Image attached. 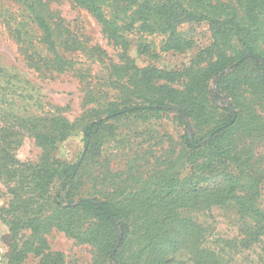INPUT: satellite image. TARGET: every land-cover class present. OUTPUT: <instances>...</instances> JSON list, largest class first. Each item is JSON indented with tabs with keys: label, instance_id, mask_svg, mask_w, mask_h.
Masks as SVG:
<instances>
[{
	"label": "trees",
	"instance_id": "1",
	"mask_svg": "<svg viewBox=\"0 0 264 264\" xmlns=\"http://www.w3.org/2000/svg\"><path fill=\"white\" fill-rule=\"evenodd\" d=\"M58 1L0 0V24L26 65L46 79L73 73L93 103L73 122L53 108L24 111L33 97L20 82L30 81L0 64L9 262L32 254L37 264H63L48 240L59 231L91 245L92 264H232L249 249L264 264V0H69L96 18L118 60L72 28L52 8ZM133 47L146 60L197 51L168 70L139 65ZM222 97L230 106L217 104ZM170 115L178 137L165 130ZM134 121L143 129L123 133ZM78 132V160L61 158L60 145ZM26 133L42 147L38 162L17 157ZM138 134L147 146L132 141ZM112 139L127 150L123 168L106 154ZM215 208L234 217L236 236L209 241L193 212Z\"/></svg>",
	"mask_w": 264,
	"mask_h": 264
},
{
	"label": "rangeland",
	"instance_id": "2",
	"mask_svg": "<svg viewBox=\"0 0 264 264\" xmlns=\"http://www.w3.org/2000/svg\"><path fill=\"white\" fill-rule=\"evenodd\" d=\"M52 8L60 11L61 15L71 24L78 33L88 37L89 43L98 44L102 46L108 54L114 59L118 60L119 50L113 44L108 42L107 38L102 33L100 23L94 16L86 9L73 5L69 0H59L52 3ZM0 24V64L11 72H15L23 80L30 81L31 86L27 87L24 81H21V86L25 89L26 94H30L33 99L26 107H21L24 111L35 112L39 115H44L42 111L57 110V115L66 117L70 122L75 121L81 117L87 109L93 106V103H85V91L79 83V79L73 73L57 74L52 79H46L39 76L37 72L29 68L22 59L21 54L17 50L16 42L5 33V28ZM196 49L189 50L185 53L169 52L164 54L160 60H146L137 54L135 47L131 48L129 55L136 60L139 65L151 64L162 69H178L185 63H188L196 53ZM216 81V80H215ZM27 87V88H25ZM214 93H217L215 83H213ZM226 104H222L217 100L220 106H230V101L226 97H222ZM27 102L22 101L26 104ZM21 103V104H22ZM192 129L191 122L186 119ZM165 130L178 137L180 127L176 126L173 115L169 119H164ZM126 126V127H125ZM125 127V128H124ZM123 133L129 131V127L142 130L143 127L138 122L127 123L124 125ZM132 141L136 144H141L140 147H145L149 143L146 141V136L138 134L132 136ZM168 147V143L164 144ZM107 153L112 158V165L118 168H123L127 161V150H124V144L120 145L115 140H111L106 145ZM83 148V141L81 133H75L65 140L59 147L58 155L61 158L76 162ZM264 151V147L262 148ZM113 154L112 156L110 154ZM42 156V147L39 146L35 138L29 133H26L22 145L17 151V157L23 161L38 162ZM56 186V185H55ZM263 202H264V182ZM9 199V195L5 186L0 182V209L5 206ZM193 216L200 223H206L212 235L209 236V241L212 242L214 236L219 237H233L238 234V226L234 217L224 210L215 208L211 213L208 212H193ZM50 248L55 252L63 254V264H92L94 259V249L91 245L82 244L74 238H69L64 233L59 231H52L48 235ZM209 242V243H210ZM13 244L9 232V227L0 218V264H11L10 254L11 245ZM258 249L244 250L242 253L235 255L232 264H259L258 263ZM39 258L30 255L24 260L22 264H37ZM188 264H194L188 260Z\"/></svg>",
	"mask_w": 264,
	"mask_h": 264
},
{
	"label": "water",
	"instance_id": "3",
	"mask_svg": "<svg viewBox=\"0 0 264 264\" xmlns=\"http://www.w3.org/2000/svg\"><path fill=\"white\" fill-rule=\"evenodd\" d=\"M225 73V72H224ZM230 105V104H229ZM120 236H121V232H120ZM120 241V240H119Z\"/></svg>",
	"mask_w": 264,
	"mask_h": 264
}]
</instances>
